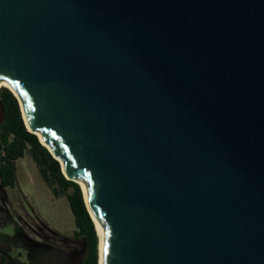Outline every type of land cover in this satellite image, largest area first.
<instances>
[{
    "label": "water",
    "instance_id": "95a60500",
    "mask_svg": "<svg viewBox=\"0 0 264 264\" xmlns=\"http://www.w3.org/2000/svg\"><path fill=\"white\" fill-rule=\"evenodd\" d=\"M2 82L102 264H264V0H0Z\"/></svg>",
    "mask_w": 264,
    "mask_h": 264
},
{
    "label": "trees",
    "instance_id": "16d2710c",
    "mask_svg": "<svg viewBox=\"0 0 264 264\" xmlns=\"http://www.w3.org/2000/svg\"><path fill=\"white\" fill-rule=\"evenodd\" d=\"M0 94V101L5 109V119L0 126V188L16 186V160L30 153L55 196L67 197L77 227L74 237L85 239L89 246V257L85 264H98L96 226L84 202L80 185L64 176L60 162L41 144L37 135L27 130L19 102L14 94L7 88L0 89ZM1 194L0 210L4 209L8 203V198L3 191ZM39 224L57 239L64 243L68 242V237L49 228L40 220ZM2 227L0 218V228ZM15 231L13 236L0 232V264H65V258L69 260L73 256L72 251L65 253L62 249L48 247L45 243L48 236L43 232L38 234L43 241H35L28 238L20 226H16ZM12 247L24 249L27 252L28 261L21 263L15 258L11 254Z\"/></svg>",
    "mask_w": 264,
    "mask_h": 264
},
{
    "label": "rangeland",
    "instance_id": "374dc122",
    "mask_svg": "<svg viewBox=\"0 0 264 264\" xmlns=\"http://www.w3.org/2000/svg\"><path fill=\"white\" fill-rule=\"evenodd\" d=\"M1 97V94H0ZM29 160L32 165L27 166L26 175L31 177V182L34 185V189L32 191L29 190V183L26 181V177L23 174L22 168L25 167L26 163H18L17 164V179L19 181L22 189H28L30 191L31 196L28 198L29 204L35 206H41L45 209V213L43 214L44 218L48 222L50 228L59 232L63 236L68 237V242L64 243L63 241L57 239L53 234L44 230L42 226L39 224V220L31 214V207L27 204L24 199L22 193H20L19 188H8V198L12 205V213L14 214V219L17 221L16 224L11 223L12 218L9 215V208L4 206L5 208L0 210V218L3 223L2 232L4 234L13 236L16 233V226H20L25 235L28 238L35 241H43L38 234L43 232L48 236V240H45V243L50 248L62 249L65 253L72 251L73 256L68 260L65 258V264H85L89 257V246L87 245L85 239L79 238L75 239L74 234L77 231V227L75 225V218L70 208L67 197H64L59 202H54L55 205L49 201L46 203V200H42V203H39V198L41 197V192L49 191L45 188L42 191V187L46 186L45 182L39 173V168L32 158L30 153H27L25 156V161ZM3 191V188H0ZM0 191V205L1 203V193ZM4 194V193H3ZM53 197V193L50 192ZM8 204V203H7ZM22 213V214H21ZM28 213V214H23ZM19 214V215H17ZM1 247L3 245L1 244ZM11 254L17 258L21 263H25L28 261L27 252L24 249H19L17 247H12ZM99 254H100V237L98 236V264H99Z\"/></svg>",
    "mask_w": 264,
    "mask_h": 264
},
{
    "label": "crops",
    "instance_id": "0c3cea01",
    "mask_svg": "<svg viewBox=\"0 0 264 264\" xmlns=\"http://www.w3.org/2000/svg\"><path fill=\"white\" fill-rule=\"evenodd\" d=\"M25 156H26V154H25ZM25 156L22 157V158H19L18 160H16V175H17V164H18L19 162H20V163H21V162H22V163L25 162L26 165H25V167L22 168V170H23V174H24V176L26 177V181H28V183H29V190L32 191V190L34 189V185H33L32 182H31V177L26 175L27 166H28V165H32V164L29 162V160H26V161H25ZM39 173H40V170H39ZM40 174H41V173H40ZM41 176H42V175H41ZM42 178H43V176H42ZM43 180H44V178H43ZM44 182H45V185H46V186H45V187H44V186L42 187V191H43L45 188H47L49 191L41 192V197L39 198V203H42V200H44V198H45L47 204L49 203V201H51V203H52L53 205H55L54 202H59V201H61V200L65 197V196H59V197H56L55 194H54V192H53V189H52V188L46 183L45 180H44ZM17 187L19 188L20 193H22V195L24 196V199H25V201L27 202V204L30 205V207H31V209H32L31 214H32L33 216H35L38 220L42 221L44 224H46V225L50 228L48 222L46 221V219H45L44 216H43V214L45 213V209H43V208H42L41 206H39V205H36V203H34V205H35L34 207H33V205L29 204V202H28V198L31 196L30 191H29L27 188H26L25 190L22 189V187H21L20 184H19L18 179H17V184H16L15 187H5V188H3V193H4V194L7 196V198H8V195H7V193H8V188H17ZM50 192L53 193V197L51 196ZM7 207L9 208L8 213H9V215H10L11 218H12V222H11V223L16 224L17 221L14 219V214L12 213V205H11V203H10L9 198H8V204H7ZM21 214H22V213H21ZM23 214H28V213H23ZM17 215H19V214H17ZM2 229H3V227L0 228V232H1V233H3V232H2ZM15 229H16V227H15ZM51 229H52V228H51Z\"/></svg>",
    "mask_w": 264,
    "mask_h": 264
},
{
    "label": "bare ground",
    "instance_id": "6f19581e",
    "mask_svg": "<svg viewBox=\"0 0 264 264\" xmlns=\"http://www.w3.org/2000/svg\"><path fill=\"white\" fill-rule=\"evenodd\" d=\"M2 88H8V89L12 90V88L10 87V85H9L8 83H6V82H2V83L0 84V89H2ZM38 137H39V139L41 140V142H42L43 144H45V142L43 141L42 136L40 135V133H38ZM45 145H46V144H45ZM46 147H47L50 151H52V149L50 148V146L46 145ZM52 152H53V151H52ZM53 153H54V152H53ZM62 166H63V168H64V164H63V163H62ZM66 178L69 179L67 175H66ZM81 187H82L83 190L85 191V184H84V183H81ZM95 226H96V229H97L98 234H99V237H100V254H99L100 257H99V264H102L103 237H102V234H101V232H100L99 226H98V224H97L96 222H95Z\"/></svg>",
    "mask_w": 264,
    "mask_h": 264
},
{
    "label": "snow or ice",
    "instance_id": "6c2138e0",
    "mask_svg": "<svg viewBox=\"0 0 264 264\" xmlns=\"http://www.w3.org/2000/svg\"><path fill=\"white\" fill-rule=\"evenodd\" d=\"M29 107H30V105H29Z\"/></svg>",
    "mask_w": 264,
    "mask_h": 264
}]
</instances>
